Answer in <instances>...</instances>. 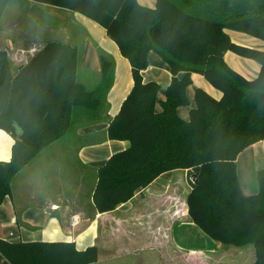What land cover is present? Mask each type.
I'll use <instances>...</instances> for the list:
<instances>
[{"label":"trees","instance_id":"16d2710c","mask_svg":"<svg viewBox=\"0 0 264 264\" xmlns=\"http://www.w3.org/2000/svg\"><path fill=\"white\" fill-rule=\"evenodd\" d=\"M82 14L105 30L130 65L132 85L108 122L109 140H124L95 170L91 201L107 213L130 200L168 171L190 170L196 187L185 197L192 224L211 240L234 247L252 246L253 264H264V169L256 172L257 193L243 195L236 157L264 141V50L232 42L225 30L264 41V0H34ZM8 0H0V19ZM168 65L171 80L154 109L159 85L143 82L147 55ZM226 52L259 65L245 80L223 61ZM78 49L47 42L12 75L0 51V130L13 140L11 157L0 162V203L12 178L50 144L99 120L101 102L113 81V64L100 56L96 89L77 79ZM179 72L184 76L178 79ZM202 75L221 93L219 99L197 88L196 106L182 120L190 74ZM96 246L78 250L73 242L7 241L0 238V264H91Z\"/></svg>","mask_w":264,"mask_h":264},{"label":"crops","instance_id":"0c3cea01","mask_svg":"<svg viewBox=\"0 0 264 264\" xmlns=\"http://www.w3.org/2000/svg\"><path fill=\"white\" fill-rule=\"evenodd\" d=\"M137 2L148 8L155 4V0ZM30 12L33 18L28 19L35 26L38 20L40 28L28 23L30 29L22 27V17H30ZM224 32L236 44L264 50L261 39L232 30ZM50 41L80 50L79 72L82 77L77 79L89 90L96 89L100 56L112 62V85L101 102L99 120L77 127L70 135L74 145L72 167L78 171L74 183L68 181L71 184L68 187L64 178L57 181L52 176V172H55L52 166L45 167L48 171L43 174L37 173V169L44 168L40 152L12 178L10 194L0 203V238L20 242H73L78 250L96 246L97 260L91 264H145L143 258H154V255L160 260L164 245L175 257L183 256L199 264H230L229 256L223 253V246L203 234L189 220L185 205V197L190 190L185 182L186 170L161 174L110 212L94 211L91 192L95 170L110 155L128 147L127 141L109 140L107 128L130 91V65L121 56L116 44L107 37L105 30L82 14L34 0H8L0 19V51L8 58L12 75L17 74L21 66ZM223 61L245 80L254 79L259 72V65L255 61L232 52H226ZM118 69L123 77H117ZM141 76L143 82L151 81L159 85L154 109L160 111V102L164 100L171 80L168 65L156 53L149 52L147 67ZM183 76L184 72H179L176 77L180 79ZM197 88L215 99L221 96L202 75L190 74V84L186 87L188 105L176 110L182 120L187 121L190 110L196 106L194 93ZM57 141L48 147L54 146ZM12 143L10 135L0 130V162L10 159ZM235 163L243 195L256 194V172L264 169V141L242 150ZM180 194L182 199H179ZM179 200L183 202L180 209L177 207ZM72 215L80 219L74 227L70 226ZM249 252L251 249L248 255ZM236 255L242 257L243 253Z\"/></svg>","mask_w":264,"mask_h":264},{"label":"rangeland","instance_id":"374dc122","mask_svg":"<svg viewBox=\"0 0 264 264\" xmlns=\"http://www.w3.org/2000/svg\"><path fill=\"white\" fill-rule=\"evenodd\" d=\"M28 18H33L32 17V12H30V17H22V24H23V28L25 27V29H30V26H34L35 28H40L41 27V23L36 20V26L33 23V21L29 20ZM28 23V24H27ZM79 57H80V50H78V63H79ZM79 66V64H78ZM126 72V71H125ZM79 68H78V77H82L81 73L79 74ZM94 77V75H92ZM98 77V76H97ZM117 77H123L122 72L117 71ZM120 107V105H119ZM119 109V108H118ZM76 127H72L71 131L66 134L64 137L60 138L54 146L51 147H47L46 149H44L42 151L41 158H43L44 161V168L41 169H37L36 172L39 174H43L44 172H47L48 170L45 169V167L48 166H52L55 169V172H52V176L57 179V181H61L60 178H64V180H67L68 183V187L71 186V184L69 182H71L72 184L74 183V181L76 180V176L78 177V171L77 169L74 170V168L72 167V150H73V141H72V137L70 135H73L75 132ZM116 141H124V140H116ZM59 157L61 161H59ZM51 179V178H50ZM256 180V178H255ZM69 181V182H68ZM257 185V184H256ZM179 199H182V194H180ZM178 209H180L181 207H183V202L179 200L178 204H177ZM220 245V243H219ZM223 253L225 252L226 256H229V263L230 264H251L255 259L252 256L253 253V248L252 246H247V247H242V248H235V247H231L229 245H223ZM238 249V250H237ZM251 252L250 255H248V250ZM170 249L167 248V245H164L162 247V251H163V255L162 258L159 260V257H155V255L153 256L154 258H143V261L145 262V264H199L196 261L193 260H187L185 259L183 256H179L175 257L170 251ZM239 252V254H241V252L243 253V256L240 257L238 255H236ZM155 254V253H154ZM224 255V256H225ZM157 258V259H155ZM162 261V263H161Z\"/></svg>","mask_w":264,"mask_h":264},{"label":"water","instance_id":"95a60500","mask_svg":"<svg viewBox=\"0 0 264 264\" xmlns=\"http://www.w3.org/2000/svg\"><path fill=\"white\" fill-rule=\"evenodd\" d=\"M185 182H186V185L188 186V188L190 190H192L196 187V185L194 183V175L190 170L185 171Z\"/></svg>","mask_w":264,"mask_h":264},{"label":"built area","instance_id":"2783aa9c","mask_svg":"<svg viewBox=\"0 0 264 264\" xmlns=\"http://www.w3.org/2000/svg\"><path fill=\"white\" fill-rule=\"evenodd\" d=\"M80 219L77 215H72L70 218V226L74 227L79 223Z\"/></svg>","mask_w":264,"mask_h":264}]
</instances>
